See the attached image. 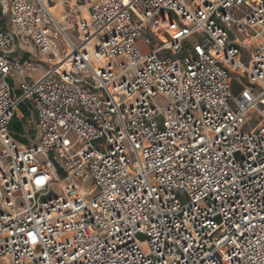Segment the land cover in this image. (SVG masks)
Segmentation results:
<instances>
[{
  "label": "built area",
  "instance_id": "1",
  "mask_svg": "<svg viewBox=\"0 0 264 264\" xmlns=\"http://www.w3.org/2000/svg\"><path fill=\"white\" fill-rule=\"evenodd\" d=\"M0 10V264H264V0Z\"/></svg>",
  "mask_w": 264,
  "mask_h": 264
},
{
  "label": "crops",
  "instance_id": "2",
  "mask_svg": "<svg viewBox=\"0 0 264 264\" xmlns=\"http://www.w3.org/2000/svg\"><path fill=\"white\" fill-rule=\"evenodd\" d=\"M2 16L0 10V17ZM14 56H22L25 59H33V61L37 62L39 55L37 50L30 47L20 46L16 49ZM40 70L38 75H34L36 72ZM47 70V66L45 64H37L33 71L26 72V75L29 76L32 81H36L40 79ZM22 78L14 77L9 80L11 86L14 88L15 94L19 95L21 93L18 90L19 83ZM35 123H36V114L32 107V104L29 99H25L20 101L16 107L15 116L12 118L10 123V130L13 134L14 138L25 146H31L35 144ZM32 137V139H31ZM25 140V141H23Z\"/></svg>",
  "mask_w": 264,
  "mask_h": 264
},
{
  "label": "rangeland",
  "instance_id": "3",
  "mask_svg": "<svg viewBox=\"0 0 264 264\" xmlns=\"http://www.w3.org/2000/svg\"><path fill=\"white\" fill-rule=\"evenodd\" d=\"M149 36H156V34H155L154 32H152V31H148V30H147V31L144 32L143 37L139 40L140 47H141V49H142L143 51L147 50V48L154 49V48L156 47V43H153V44L150 45L149 47H147L146 45L143 44V39L146 38V37H149ZM39 72H40V70H38V72H36L34 75H38ZM236 89H237V88H234V93H235V90H236ZM236 92H237V91H236ZM155 102H156L157 104H159L160 106H166V104H167V101L162 100V98H160V97H157V98L155 99ZM256 117H257L256 113H255L254 111H251V112L248 114L247 121H246L245 125L242 127L241 131L244 132V133H247L248 131H250L251 128H253L254 125H255V123H256V122H255ZM70 137H72V136L70 135ZM31 139H32V137H31ZM23 141H25V140H23ZM39 158H40V160H42L41 157H39ZM74 183H75L78 187H80V188H89L88 182H81V181H79V180H74ZM54 190H55V191L57 190L56 187H54ZM221 234H222V230H220L219 232H217V233L214 235V237H218V236H220ZM138 239H139L140 242H142V241L144 240V237H143V236H139ZM142 250H143L144 252L147 251V248H146L145 244L142 246Z\"/></svg>",
  "mask_w": 264,
  "mask_h": 264
},
{
  "label": "bare ground",
  "instance_id": "4",
  "mask_svg": "<svg viewBox=\"0 0 264 264\" xmlns=\"http://www.w3.org/2000/svg\"><path fill=\"white\" fill-rule=\"evenodd\" d=\"M60 64H61V65H63V67H65V65H64V64H62V62H60V63H59V65H60Z\"/></svg>",
  "mask_w": 264,
  "mask_h": 264
}]
</instances>
